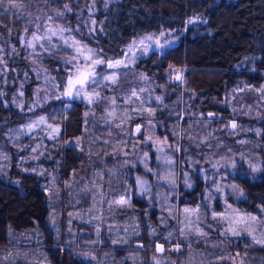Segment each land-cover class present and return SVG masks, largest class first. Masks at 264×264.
I'll use <instances>...</instances> for the list:
<instances>
[{
  "label": "rangeland",
  "instance_id": "obj_1",
  "mask_svg": "<svg viewBox=\"0 0 264 264\" xmlns=\"http://www.w3.org/2000/svg\"><path fill=\"white\" fill-rule=\"evenodd\" d=\"M14 2L21 5L18 9L24 19L22 39L26 42V57L36 79L32 100L29 104L30 110H34L38 106L55 100L63 91L62 87L54 86L60 85V82L56 74L50 70L48 58L58 57L62 60V67L67 78L70 67L65 64L63 58L72 56L73 52L63 46L57 37L52 39V44L57 46L56 50L43 51L40 44L48 48L49 44L46 40L36 43L33 49L27 44L33 39V34L43 37L49 23L53 27L60 25L72 29L71 33L65 32V37H75L82 44L95 48L71 27L66 18L68 11L52 3V0H14ZM77 2H79L77 11L82 13L83 7L86 6L80 1ZM90 2L93 6H89L88 9H95L96 0ZM67 5L72 11V5L70 3ZM0 6L9 8V0H4ZM54 9L62 11L64 15L58 17ZM49 16L52 17L51 21L48 20ZM81 21L86 23L89 29L93 28L91 23L88 24V20H84L79 15L75 25L76 29L81 28ZM29 25L31 31L28 30ZM161 31L166 33L171 31L176 37L175 40L163 49L150 48L147 54H141L140 49L136 48L133 61L136 57L148 56L153 51L162 53L179 44L184 34L183 30L164 29ZM161 31L149 32L145 35L158 36ZM164 39L161 38V43ZM167 39L171 40L172 37H167ZM8 54L10 52L8 53L0 42V61H2L0 62V73H7L9 67L6 55ZM131 55L129 53V57ZM97 58L103 59L102 56ZM122 59L127 62L125 55ZM132 65L133 63L117 70L104 69L99 72L97 70L103 75H111L115 71L118 76L116 84L105 82L107 86L101 84L95 89L100 93L101 98H107L104 110L97 111L95 107L91 109L92 115L100 119L104 131L96 132V125L93 123L84 136L74 139L80 149H84L86 143L91 148L89 151L99 148V151L104 154V158H101L104 163L110 154L120 157L118 166L121 167L110 165L104 167L106 169L95 170L91 179L80 180L74 174L70 179H63L59 169L60 164H58L61 159L60 157L53 159L62 144L56 139L61 131L62 115L55 109L48 113L35 115L22 128L7 132L3 139H0V172H9V168L15 163L14 159L18 158L20 169L40 176L48 193L49 227L54 231V242L52 243L38 229L30 234H19V237L13 232L15 238L24 237L23 245L15 246L12 243L7 249L0 248V264H6L7 261H9L7 264H57L51 249H58L61 254L67 252L91 264H225V262L242 264V254L232 249L230 244L228 245L229 236H234L232 231H229V225L233 231L242 233L240 237L250 239L257 246H264L256 242L264 234V222L258 214L246 212L238 206L236 201L245 196V191L242 185L233 178L242 171L243 162L250 167L253 179H256L264 170V90H258L256 105L246 106L244 103L235 102L232 95L230 100L222 104L219 111L209 112L215 113L214 117H210L207 113L209 117L207 118L206 114L191 105V98L185 94L187 81L184 68L175 67L170 71L167 81L174 84L170 88L172 99L165 102L168 98L166 86L145 72H133L130 69ZM141 75L147 79H141ZM177 75H180L182 79L176 82ZM53 77L55 80L52 79ZM28 79H30L29 75ZM11 82L19 84L13 97L19 105H24L26 103L24 85L27 82L14 79ZM2 83L0 92L8 93V88L5 86L7 85L6 79ZM91 90L88 89V91ZM174 91H177L176 96H174ZM156 97H161V99L157 100ZM94 101L97 100L94 99L91 104ZM163 104L164 106L166 104L165 109L170 111L169 126H166L164 121H160L157 114V109H164ZM41 116L46 118L45 123L28 131L25 126ZM132 122L134 124L131 127ZM232 122L237 125L235 129L231 127ZM3 125L0 124V129ZM49 125L58 128V132L50 136ZM137 125L140 126L139 131L136 130ZM24 129L30 136L29 141L22 139L21 132ZM142 135L144 137L141 138ZM98 142H102L103 145L99 146ZM7 144L17 148L20 152L15 158L11 156L12 153ZM144 144L149 147L147 150L143 148ZM151 150H154L156 154L154 161ZM184 151L186 167L181 170V153ZM4 156H7V159H4ZM44 156L55 162L51 165L50 163L43 164L41 160ZM233 163L235 167H232ZM138 165L142 171L139 174L135 169L136 171L133 172L135 175L130 177L136 182L137 190L134 191L129 181H124L119 177L122 167H137ZM253 168L259 170L253 171ZM195 174H198L200 180L208 186V193H206L209 197L207 199L208 214L201 207L192 208L181 205L176 195L182 188L181 183L188 190L197 186ZM151 175L154 176L153 181ZM161 176H167L168 179H159ZM137 177L146 182L143 187L137 182ZM153 183L157 186V191L152 187ZM217 185L223 189V192L217 191ZM229 185H238L243 193L238 194ZM127 188L131 189L132 193H137L139 199L136 203L138 205L145 203L143 199L145 197L150 202L149 209L157 208L155 217L149 214L147 220L153 235L160 231V228L157 230L156 223L163 226L170 225L169 230L163 235L166 240L164 242L172 245L170 251L166 252L161 241L155 243V248L153 245L144 246V244L142 247L132 246L136 242H141L134 236L140 234L141 221L136 214L130 213L132 204L129 200L118 197L122 194L120 192L127 191ZM217 200L220 201V209H215ZM229 205L231 208L228 207ZM214 215L217 216L216 219H213ZM241 215L255 219L247 224L239 220L233 223V219ZM245 228L255 230V238L245 233ZM106 236L111 238V248L104 246ZM33 241L34 245L31 246ZM115 244L128 246L129 249L125 253L118 254L120 251ZM182 251L187 254L183 256Z\"/></svg>",
  "mask_w": 264,
  "mask_h": 264
},
{
  "label": "trees",
  "instance_id": "obj_2",
  "mask_svg": "<svg viewBox=\"0 0 264 264\" xmlns=\"http://www.w3.org/2000/svg\"><path fill=\"white\" fill-rule=\"evenodd\" d=\"M77 1L86 6L83 7L82 13L77 11L79 6ZM90 1L52 0V3L61 8L68 3L72 5L73 10L68 11L66 15L71 27L102 53L101 56L106 61L122 59L128 45L149 32L164 29L184 31L179 44L162 53L153 51L148 56L136 57L130 67L133 72H145L165 85L168 97L165 102L172 99L170 88L174 85L167 81V77L173 68L179 67L185 69L187 81L185 94L191 98V105L206 114L207 118H209L207 113L219 111L222 104L230 100L232 95L235 102L244 103L246 106L257 104L258 90H264V0H96L95 9L89 10L88 7L93 6ZM20 14L18 8L0 6V42L8 53L10 52L6 55L9 67L7 73H0V91L3 86L2 81L5 79L7 83L5 86L8 88V93L0 92V124H4L0 129V139H3L5 133L22 128L35 115L55 109L62 115L61 131L56 137L62 144L53 159L60 157L61 162L58 164H60L59 169L63 179H70L73 174L80 180L91 179L95 170L106 169L104 167L110 165L121 167L118 166L120 157L110 154L104 163L101 160L104 154L99 151V148L89 151L91 148L86 143V147L80 149L74 140L84 136L93 123L96 125V132L104 131L100 119L92 115L91 109L95 107L97 111L104 110L106 99L101 98L91 104L83 98H73L68 101L63 97L30 110L29 104L36 79L26 57V42L22 39L24 19ZM79 15L84 20H88V24L93 25L92 32H89L87 24L83 21L80 22L81 28L76 29ZM189 19H193L194 22L188 23ZM28 30L31 31L30 25ZM48 61L50 70L56 74L61 84V78L66 79L62 60L58 57H50ZM104 69H107L105 65L97 67L98 72ZM12 79L27 82L24 85L26 103L22 106L13 97L19 84H13ZM176 93L177 91H174V96L177 95ZM165 108L166 104L164 109H157V114L160 121H164L165 125L169 126L170 111ZM133 124L134 122L131 123V127ZM21 134L24 141L30 140L27 130H22ZM100 143L98 142V145L102 146V142ZM143 146L146 150L149 148L145 144ZM7 147L13 158L20 153L17 148L8 144ZM151 155L154 161L156 156L154 150H151ZM46 156L41 160L43 164L51 165L55 162V160L47 159ZM14 160L15 163L11 165L9 172H0V248L7 249L12 243L15 246L23 245L24 237L18 238L19 234H30L36 229L40 230L42 235L52 243L54 231L49 227L50 207L44 183L39 175L20 169L18 158ZM181 160L182 170L186 167L185 151L181 153ZM135 169L139 174L142 171L139 165L122 167L119 177L129 181L134 191L137 190L136 182L130 177L135 175L133 173ZM250 170V167L243 162L242 171L233 176L245 191V196L236 202L241 210L258 214L264 222V170L256 179L251 177ZM195 175L197 186L188 190L181 183L182 188L176 195L181 205L192 208L201 207L208 214L207 199L209 197L206 196L208 186L200 180L198 174ZM152 177L154 176L151 175L153 181ZM152 187L158 190L155 183ZM120 193L122 194L118 197L129 200L132 204L130 213L136 214L141 221L140 234L134 235L137 240L143 242L144 246L153 245V248L155 243L161 241L166 252L170 251L172 245L169 242L165 243L163 236L170 225L163 226L156 223L155 226L157 230L160 228V231L153 235L151 226L147 222L149 214L155 217L157 208L149 209L150 202L145 197L143 198L145 203L138 205L136 201L139 197L136 192L132 193L131 189ZM215 203V209H220V201L217 200ZM13 232L17 234V238ZM228 239V245L230 244L232 249L242 254V264H264V246L253 244L246 237L234 235L229 236ZM105 240L104 246L111 248V238L106 236ZM115 246L120 251L118 254L125 253L129 249L124 245L115 244ZM132 246L136 245L132 244ZM51 252L57 264H91L67 252L61 254L58 249H51ZM184 252L182 251L183 256L187 254ZM225 264L231 263L225 262Z\"/></svg>",
  "mask_w": 264,
  "mask_h": 264
},
{
  "label": "snow or ice",
  "instance_id": "obj_3",
  "mask_svg": "<svg viewBox=\"0 0 264 264\" xmlns=\"http://www.w3.org/2000/svg\"><path fill=\"white\" fill-rule=\"evenodd\" d=\"M4 0H0V4H2ZM10 7L13 8H19L21 7L20 4H17L14 2V0H9ZM105 7H107V4H105ZM64 9L66 11H71V8L65 4ZM56 11V15L58 17H62L64 13L62 11L53 10ZM39 19V17L37 18ZM48 20L51 21L52 17L49 16ZM193 19H189L188 23H193ZM95 23V21H93ZM47 31H45V34L43 37L36 36L33 34V39L29 40L27 42L29 47H32L35 49V44L40 42L41 40H46L49 44L48 48L44 47V44H40V47L45 52H50L56 50L57 46L55 44H52L53 37H57L58 41L65 46L67 49H71L73 52V55L70 57H64V62L66 65L70 67V71L67 72V78H61V84L60 85H54L55 87H62L63 91L60 93L59 96L56 97V99H60L61 97H68V98H83L86 99L89 103H91L94 99L99 100L101 99L100 93L96 91L95 89L99 87L101 84H104L107 86L105 82H111L112 84H116L118 80V76L115 71L111 75H103L102 73L97 72V66L99 65H105L107 69L117 70L122 67H127L128 64L133 63V58L135 57V51L134 49L139 48L141 54H147L150 48H156V49H163L166 45L171 44L176 37L172 35V32H165L161 31L158 36H154L153 34H148L143 37H141L139 40H133L127 48V51L125 53V57L127 58V62L125 59H116V60H104L102 58H97L102 55V53L97 52L96 49L88 47L86 44H82L80 40L75 39V37L68 36L65 37V32H72L71 28H65L63 26L57 25L55 27L52 26L51 23H49L47 26ZM25 31H27V28H25ZM93 29H89V32H92ZM167 37H172V39H167ZM161 38H165L164 42L161 43ZM35 42V43H34ZM129 53H131V57H129ZM2 62V61H0ZM35 63V61H33ZM171 67V66H170ZM45 79L47 80L48 77L46 76ZM55 80V78H52ZM141 79L146 80L147 77L141 75ZM176 80H181L182 77L180 75H177L175 77ZM88 89H92L91 91H88ZM39 91V90H38ZM23 95V93H21ZM135 95V93H133ZM104 99H107L106 97ZM157 100H160L161 97H156ZM114 102V98H113ZM210 117L214 114L209 113ZM46 121V118L41 116L38 120L33 121L29 124H27L25 127L28 131H31L35 127H39L41 124H44ZM231 127L235 129L237 127L235 122H232ZM49 128H51V131L49 132V135L52 136L58 132V128H54L51 125H49ZM137 131L140 130V126L137 125L136 128ZM148 139H151V137H148ZM159 143V141H157ZM35 151V149H33ZM162 151V149H160ZM147 155V154H145ZM4 159H7V156L3 157ZM170 162V161H169ZM232 167H235V164H232ZM253 171H258L259 169L253 168ZM147 171H151V169H147ZM159 179L167 180V176H161ZM137 182L141 185V187L144 186L146 183L145 181L141 180L139 177H137ZM229 187L237 192L238 194H242L243 190L239 188L238 185H229ZM217 191L223 192V189L220 188L217 185ZM231 208V206H228ZM235 211V210H233ZM217 216L214 215L213 219H216ZM223 219V217H221ZM254 217L251 216H238L233 219V223H235L237 220L242 221L244 223H248L249 221L254 220ZM229 231H232L233 235H241V232H236L232 230L231 225H229ZM245 233L252 235L255 238V230L251 228H245ZM257 243L264 244V234H262V238L256 241ZM113 243H116V241H113ZM178 250V249H177Z\"/></svg>",
  "mask_w": 264,
  "mask_h": 264
},
{
  "label": "water",
  "instance_id": "obj_4",
  "mask_svg": "<svg viewBox=\"0 0 264 264\" xmlns=\"http://www.w3.org/2000/svg\"><path fill=\"white\" fill-rule=\"evenodd\" d=\"M66 99H67L68 101H70V100H72L73 98H68V97H66ZM212 114H214V115L211 116V117H214V116H215V113H212ZM135 245H136V246H142L143 243H142V242H136Z\"/></svg>",
  "mask_w": 264,
  "mask_h": 264
}]
</instances>
